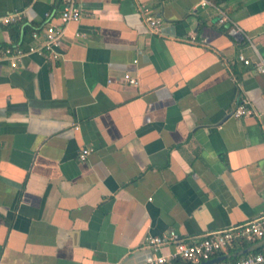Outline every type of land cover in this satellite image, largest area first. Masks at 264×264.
<instances>
[{"label": "crops", "instance_id": "crops-1", "mask_svg": "<svg viewBox=\"0 0 264 264\" xmlns=\"http://www.w3.org/2000/svg\"><path fill=\"white\" fill-rule=\"evenodd\" d=\"M199 1L80 0L58 58L0 59V264H147V235L191 238L264 208V72L251 63L264 58V0ZM62 4L0 0V17L21 13L0 21V52L26 48ZM240 97L256 115H230ZM263 250L264 234L210 258Z\"/></svg>", "mask_w": 264, "mask_h": 264}, {"label": "built area", "instance_id": "built-area-1", "mask_svg": "<svg viewBox=\"0 0 264 264\" xmlns=\"http://www.w3.org/2000/svg\"><path fill=\"white\" fill-rule=\"evenodd\" d=\"M207 3H209L208 0L199 1L200 5ZM137 9L148 22L150 30L156 32L158 30V18L153 16L150 9L144 4H138ZM82 13L83 9L80 0H63V4L56 14L58 22H54L51 19L53 15L51 11L44 12L42 21L30 30L33 42L28 44L24 49L14 44L4 46L0 52V59L7 60L9 65L14 67L20 62L22 57L30 53L45 55L52 59L58 58V46L64 24L70 20H77ZM20 18V11L13 10L1 16L0 21L8 23ZM225 21H229L230 23L226 31L232 38L248 37L238 24L231 20L222 10L218 9L217 22L223 23ZM194 38V33H191L189 39L193 40ZM237 58L244 63H250V60L241 52L237 54ZM251 63L255 71L264 72V58H258ZM122 78L127 83H137L136 77L129 72H123ZM256 114V109L244 97L238 99L230 112V115L233 117ZM90 150V147H82L77 154L78 159L84 160ZM263 234L264 208L259 214L247 221L231 224L191 238L178 236L170 229L162 235H147L145 237V245L152 250V255L147 260V264H165L176 258L185 260L190 264L197 263L209 259L217 251L225 250L234 239L252 240L261 237ZM166 242L173 243V250L165 254L159 253V246ZM262 262H264V250L249 252L233 260H220L212 264H261Z\"/></svg>", "mask_w": 264, "mask_h": 264}, {"label": "water", "instance_id": "water-1", "mask_svg": "<svg viewBox=\"0 0 264 264\" xmlns=\"http://www.w3.org/2000/svg\"><path fill=\"white\" fill-rule=\"evenodd\" d=\"M225 256H227V255L215 256L213 258H209L207 260L199 261L197 263H192V264H212L214 262L222 260Z\"/></svg>", "mask_w": 264, "mask_h": 264}, {"label": "trees", "instance_id": "trees-1", "mask_svg": "<svg viewBox=\"0 0 264 264\" xmlns=\"http://www.w3.org/2000/svg\"><path fill=\"white\" fill-rule=\"evenodd\" d=\"M210 1H212L213 3H218L221 0H210ZM169 264H188V262L185 260H181L179 258H176V259L171 260V262Z\"/></svg>", "mask_w": 264, "mask_h": 264}]
</instances>
